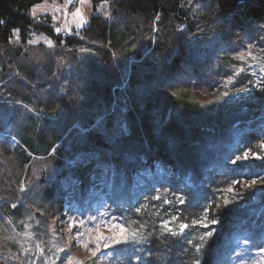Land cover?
Here are the masks:
<instances>
[{"label":"trees","instance_id":"obj_1","mask_svg":"<svg viewBox=\"0 0 264 264\" xmlns=\"http://www.w3.org/2000/svg\"><path fill=\"white\" fill-rule=\"evenodd\" d=\"M41 1L0 0V67L5 75L0 130L9 131L4 140L11 136L15 153L9 168L0 165V226L28 215L41 232L48 209L65 198L75 180H87L94 168L120 172L139 160L138 170L150 176L144 192L170 177L173 189L184 188L180 211L169 226L178 234L161 225L157 239L139 226L140 243H123L120 250L112 249V256L118 255L120 264H193L196 259L200 264H237L234 236L246 235L247 245L264 241V184L254 193L243 185L264 177V93L235 58L248 44L264 58V0H89L87 23L70 34L55 32L47 15L33 18L29 10ZM102 2L107 3L105 16L96 14ZM35 32L56 47L86 48L70 52L74 66H83L87 76L79 70L82 76L77 77L73 67L61 72L60 95L42 104L19 90L17 71L23 65L10 59L11 54L29 53L30 46L41 47L28 45ZM10 66L16 68L14 75ZM73 86L77 96H72ZM23 97L34 107L23 108ZM249 149L245 160L243 152ZM152 163L162 170L149 171ZM37 168L43 175L35 179ZM28 178L34 179L30 184L40 180L38 189L20 198L25 189L19 180ZM45 182L48 188L41 189ZM230 186L240 192L221 191ZM225 196L231 201L227 206ZM205 208L218 223L200 231L191 216L204 214ZM208 231L212 237L202 241ZM4 242L9 252L22 256L13 241ZM174 248L180 249L178 261L170 252Z\"/></svg>","mask_w":264,"mask_h":264},{"label":"rangeland","instance_id":"obj_2","mask_svg":"<svg viewBox=\"0 0 264 264\" xmlns=\"http://www.w3.org/2000/svg\"><path fill=\"white\" fill-rule=\"evenodd\" d=\"M67 4L66 0H42L40 3L33 5L29 13L32 15L35 9L36 16L47 15L54 23V30L60 29L63 34H70L72 29L79 30L80 17L73 15L75 9L80 7L84 18L87 20L90 15L91 5H80L77 0V5L71 7ZM108 13L107 3L102 2L97 5L96 14L105 16ZM33 16V15H32ZM55 17V20L53 19ZM15 32V34H14ZM56 32V31H55ZM17 30L13 31L12 42H16ZM49 41L51 44H49ZM28 45H38L40 48L30 46L26 48L25 55H10L11 61H18L23 65L20 68L17 77L20 78L21 88L19 90L28 92L32 97H35L37 102L42 104L45 99L53 95H60L58 87V79L61 72L69 73L76 71V76H82L79 73L81 70L86 73L85 68L77 65L74 66V54L73 51H82L86 49L83 46L66 48L63 45H54L53 41L46 35L41 33H33L32 40ZM250 44L247 45L240 52L235 54V58L239 61V69L244 72L251 73L256 81V88L264 93V87L262 82L264 81V58L261 55H254L251 52ZM25 49V47H24ZM263 48L260 47V51ZM62 55L59 57L60 52ZM243 52V59L239 58V54ZM251 53V54H249ZM67 57V58H66ZM70 57L72 60H69ZM77 64V61H76ZM72 65V66H68ZM68 66V68H67ZM11 68L10 72L14 75L16 68ZM2 66L0 67V115L3 113V106L5 98L2 95V81L5 79V75L1 73ZM92 73V72H91ZM7 76H10L7 74ZM85 74L84 77H86ZM81 81L78 80V83ZM90 84L88 81L87 86ZM80 85V84H79ZM67 83L64 84L63 93H66ZM14 88L15 86L10 85ZM74 89H71V91ZM199 93H196L198 95ZM72 96H77L76 90L72 91ZM204 98V95H201ZM243 97H248V93L244 92ZM12 98V96H11ZM23 101L20 103L25 107H34L31 102ZM15 103V102H14ZM16 104V103H15ZM16 105L14 106V108ZM31 108L26 109V112H30ZM98 122V120L96 121ZM264 127V123H261ZM9 133L5 129L4 132L0 130V165L5 166V169L11 166L10 162L14 159L15 153L13 152L14 140L11 138L5 141L4 134ZM236 159V158H235ZM70 162L74 163L73 159ZM139 160H132L131 168L124 169L122 171L113 170V168L103 167L101 169H92L91 174L87 180L81 181V179L75 180V187H72L67 191L65 198H61L60 203H55L50 207L46 214V221L42 227L41 232H36L33 228L32 217L24 215L19 220L8 219L6 226H0V261L3 264H67V256H72L74 261H78L79 264H120L121 258L118 255L112 256V249L118 247L120 250L123 242L120 244H112L111 237L115 235L119 229L115 231L110 230L111 225L105 227V223L111 221L112 224L119 223L125 225L126 231H136L140 234L139 226L143 225L142 230H149L157 239H161L160 227L164 222H168L170 226L173 217L178 215L181 202L177 197L183 198V187L178 186L173 189L171 186L172 177L163 182V185H155L153 190L144 192L146 181L149 180L148 173L144 170H138L136 165ZM4 170V169H3ZM1 169V171H3ZM54 173H57V169L54 168ZM151 170H162L156 163H152L149 166ZM35 179L43 175L41 168L35 170ZM256 183L251 184V181H245L244 187L252 189L251 192H257V187L264 184V180L261 178L255 179ZM34 179L28 178L27 180L20 179V188L25 189L21 191L20 198H25L27 195L32 194L38 188V183L30 184ZM37 181V180H36ZM49 181V180H48ZM48 182L43 184V188H48ZM242 184L240 186H243ZM76 186L79 190L76 192ZM129 191L126 193L125 191ZM232 192L239 193L240 190L233 189ZM241 195V194H240ZM153 197H159V199H153ZM127 199H131L130 204L127 203ZM165 201H168L167 203ZM137 209H140L137 212ZM101 213L103 214L101 216ZM45 215V213H44ZM203 213H198L191 216V221L198 230H202L204 226L194 221H199L203 216ZM95 216L96 219L92 220L91 217ZM70 218H74L73 227L68 228L67 223L62 221H69ZM83 220L84 223L80 224L79 221ZM91 229V231H90ZM80 232L83 235L76 236L75 233ZM38 233V234H37ZM106 238L108 241V247H104L105 240L100 241L99 251L95 256L91 255L83 245L87 244L88 248L95 249L97 244V234ZM20 237V238H18ZM13 241L20 247L22 256H16L9 252L4 240ZM246 235L234 236V249L233 255L236 257L237 264H258L260 261H264V255L258 252L259 248L264 247V241L257 244H246ZM248 243V242H247ZM27 248V253L23 252V249ZM63 248L61 252L59 249ZM175 260H180V249L174 248L170 250ZM236 253V255H235ZM126 264V263H125Z\"/></svg>","mask_w":264,"mask_h":264},{"label":"snow or ice","instance_id":"obj_3","mask_svg":"<svg viewBox=\"0 0 264 264\" xmlns=\"http://www.w3.org/2000/svg\"><path fill=\"white\" fill-rule=\"evenodd\" d=\"M78 2H79L80 5H86V4L89 3V0H78ZM72 3H73V0H67V4L65 5V7H67L68 4H72ZM32 15H33V18H35V16H36L35 9L33 10ZM73 15L80 17V21H79L80 25H83V24L87 23V20L84 18V14H83V12H82V10H81L80 7H77L75 9V12L73 13ZM53 19L55 20V17H53ZM55 31L57 33H59L60 32V29L59 28H56ZM14 34H15V32H14ZM49 44H51L50 41H49ZM249 47H252V45H249ZM249 54H251V53H249ZM243 56H244V53L241 52L239 54V58L240 59H243ZM228 82L230 83L231 81L229 80ZM242 91H247V89L245 88ZM225 95H226V93H225ZM260 147L262 149H264V142L261 143ZM250 151L251 150L249 149V151L243 152V159L246 160L248 158ZM253 155L255 156V153H253ZM240 159H241L240 156H237L236 157V160H240ZM236 160H233L232 163L235 164L236 163ZM261 179L264 180V177H261ZM255 183H256V180L255 179L251 180V184H255ZM221 191H225L227 193H231L232 192V187L230 186L229 188H227L225 190H221ZM153 199H159V197H153ZM177 199L181 203H183V198L182 197H177ZM165 202L167 203L168 201H165ZM213 202L215 203V200ZM230 202L231 201L227 198V196H225L224 197V205L227 206ZM216 207L217 208H220L221 205L219 203H216ZM208 208H211V205H208ZM208 208H205L204 215L201 217V219L199 221H194V223H199V224H201V226H204V227H207L208 224L215 225V224L218 223L217 219H215V218H211L210 219L208 217V215H207ZM139 211H140V209H137V212H139ZM102 215L103 214L101 213V216ZM91 219L92 220H95L96 217L93 216V217H91ZM173 219H175V217H173ZM73 222H74V218H70L69 221H62V223H67V226H68L69 229H71L73 227ZM79 223L80 224H83L84 221L81 220V221H79ZM109 225H111L110 230L115 231L116 229H119V231L115 235H113L111 237V241L110 242L112 244H120L121 242H123V243H129V242H131V243H140V240L137 239L138 233L136 231H132V232L128 233L126 231L125 225H121L119 223L112 224L111 221L105 223V227H108ZM140 227L142 229L144 226L141 225ZM162 227L167 228L169 232H172L171 228L168 227V222H164L162 224ZM184 227H185L184 225H180L181 230H183ZM90 231H91V229H90ZM172 234L173 235H177L178 233L172 232ZM75 235L76 236H80V235H83V233L77 232V233H75ZM212 235H213V233L211 231H208L205 234H203L200 237V239L202 241H207V238L212 237ZM96 239H97V244H96V248L95 249L88 248V245L87 244H84L83 245L89 252H91V255L92 256H95L96 255V252L99 251L100 241L101 240H105L104 247H108V241L106 240V238L100 236L99 233L97 234ZM191 243H192V241H189V244H191ZM202 247H203V245L196 246L197 253H199L201 251V248ZM59 250L61 252L64 251L63 248H61ZM28 251H29V249H27V248H24L23 249V252L24 253H27ZM258 252L261 255H264V247L259 248L258 249ZM31 264H34V261L31 262ZM67 264H79V262L78 261H74V258L72 256H67ZM193 264H200L199 259L194 260ZM258 264H264V261H260V262H258Z\"/></svg>","mask_w":264,"mask_h":264}]
</instances>
